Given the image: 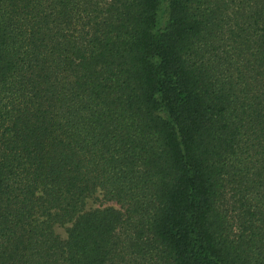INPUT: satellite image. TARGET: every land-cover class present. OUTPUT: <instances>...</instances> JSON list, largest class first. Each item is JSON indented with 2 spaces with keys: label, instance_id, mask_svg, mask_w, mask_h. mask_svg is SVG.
<instances>
[{
  "label": "trees",
  "instance_id": "16d2710c",
  "mask_svg": "<svg viewBox=\"0 0 264 264\" xmlns=\"http://www.w3.org/2000/svg\"><path fill=\"white\" fill-rule=\"evenodd\" d=\"M0 264H264V0H0Z\"/></svg>",
  "mask_w": 264,
  "mask_h": 264
},
{
  "label": "rangeland",
  "instance_id": "374dc122",
  "mask_svg": "<svg viewBox=\"0 0 264 264\" xmlns=\"http://www.w3.org/2000/svg\"><path fill=\"white\" fill-rule=\"evenodd\" d=\"M165 19H162L160 22H161V25L163 24ZM103 206H114L113 204H105ZM101 207V204L97 201H94V200H89L87 202V206H86V209L87 210H92V209H96V208H99ZM56 233L62 238V239H65L66 237V234H65V230L63 228H56Z\"/></svg>",
  "mask_w": 264,
  "mask_h": 264
}]
</instances>
